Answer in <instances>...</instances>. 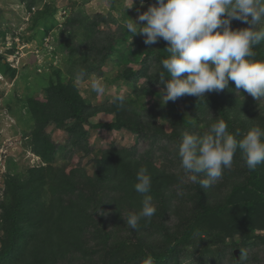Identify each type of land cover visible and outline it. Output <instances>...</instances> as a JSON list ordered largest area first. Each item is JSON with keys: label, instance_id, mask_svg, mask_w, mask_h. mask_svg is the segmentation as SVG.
Wrapping results in <instances>:
<instances>
[{"label": "trees", "instance_id": "1", "mask_svg": "<svg viewBox=\"0 0 264 264\" xmlns=\"http://www.w3.org/2000/svg\"><path fill=\"white\" fill-rule=\"evenodd\" d=\"M43 7L35 11L33 25L53 17L54 10ZM1 36L4 38L5 33ZM113 43L103 49V57H112ZM142 43L137 53L126 51L125 60L131 55L138 59L137 64L143 56L141 69H129V78L135 81L142 77L161 89L160 80L170 79L161 66L169 55L167 44L162 39L150 46ZM262 48V43L255 46L253 59L264 61ZM151 67L156 71L151 72ZM0 73L12 79L16 71L0 60ZM46 91L45 104L34 99L28 102L36 123L30 143L43 165L30 168L25 178L7 174L3 182L0 264H146L149 258L152 264H182L188 258H195L196 264H210L211 260L222 264L228 254L230 264H247L249 247L264 246V234L256 232L264 231V163L250 171L237 150L232 167L225 168L222 178L205 189L187 179L178 156L185 132L202 136L217 120L227 122L230 134L239 130L237 140L249 131L246 122L239 121L240 116L231 114L237 101L227 92L230 89L205 93L204 99L185 95L167 102L178 108L175 113L160 114L158 107H152V121H142L127 103L111 102L92 113L93 107L73 85H52ZM150 95L163 99L161 92ZM178 102L183 105L182 111ZM97 113L109 115L111 120L90 125V118ZM155 113L169 122L168 132L156 123ZM252 119V125L264 120L258 114ZM200 123H206L205 130L198 128ZM50 124L67 134L63 154L68 161L62 166L55 157L60 147L44 133ZM87 125L94 130L145 135L152 146H160L162 155L158 158L166 164L156 165L151 151L139 155L134 147L94 151ZM261 125L264 129V122ZM170 142L175 146L169 150ZM67 147L70 149L66 151ZM93 153L98 156L90 172L80 161L70 164L73 156ZM141 167L152 178L146 194L134 189ZM200 178L205 177L201 174ZM145 195L152 197L156 214L150 221L142 219L139 227L131 230L126 216L141 210Z\"/></svg>", "mask_w": 264, "mask_h": 264}, {"label": "rangeland", "instance_id": "2", "mask_svg": "<svg viewBox=\"0 0 264 264\" xmlns=\"http://www.w3.org/2000/svg\"><path fill=\"white\" fill-rule=\"evenodd\" d=\"M154 4V0H144L141 6L140 0H134L133 7L125 9L124 13V8L130 6L129 0H0V60L16 71L12 79L0 73V201L7 174L25 178L30 168L43 165L36 152L32 151L30 143L36 123L28 102L34 99L36 103L45 104L46 90L50 86L73 85L82 99L93 107L92 113L102 111L104 105H110L117 95L124 97L123 103L132 105L131 110L140 115L142 121L153 120L152 107L155 106L158 107L159 113H175L178 110L167 103L164 104L163 99H155L150 95L160 93L159 86L149 84L142 77L135 81L129 78V69H141L143 56L140 58V64L135 63L138 59L132 58L131 55L129 60L124 58L128 50L137 53V47L143 44L144 39L141 35L131 38L124 27L125 21L128 18L136 20L138 14ZM44 5L54 10L53 17L33 25L32 17L35 11L41 10ZM71 19L74 21L72 25ZM247 27L250 26L238 20H232L230 24L233 30ZM2 32L5 33L4 38L1 36ZM115 40L116 43H113ZM111 43V52L114 54L105 58L102 56L105 51L103 49ZM261 43L264 57V41ZM150 71L155 72L156 67H151ZM78 76L81 77L80 80L77 79ZM96 77L103 78L106 87L103 96H98L91 90L90 82ZM229 84L231 87L227 92L237 101L236 110L231 112L233 117L240 116L239 121L244 120L248 130L255 126L263 129L261 124L264 120H257V123L252 125V118L258 114L264 119V100H255L243 89L236 94L234 82L230 81ZM177 105L182 111L183 105L180 102ZM160 114L155 113V121L164 125L168 132L170 124L162 119ZM110 120L109 115L97 113L88 123L95 125ZM205 124L200 123L198 128L205 130ZM85 129L88 132L90 147L94 151L107 150L112 146L134 147L139 155L151 151L154 156L150 154V157L156 159V165L166 164L163 158H158L162 155V151L158 149L160 146H152L150 139L145 135L139 136L125 130H94L88 125ZM44 133L50 141L60 147L55 154L56 161L60 166L62 163L66 164L68 160L65 159L63 149L67 145V134L52 124L46 127ZM189 134L195 133L191 131ZM171 146H175L174 143H169V150ZM69 149L67 147L66 151ZM97 156L96 154L95 157ZM95 157L94 153L88 156L78 154L71 158L70 164L80 161L90 172L93 169L90 165ZM256 232L264 234V231ZM248 252L247 264H264L263 245L251 246ZM212 261L210 264H216ZM182 264H196V260L188 258ZM222 264H230L229 254Z\"/></svg>", "mask_w": 264, "mask_h": 264}, {"label": "clouds", "instance_id": "3", "mask_svg": "<svg viewBox=\"0 0 264 264\" xmlns=\"http://www.w3.org/2000/svg\"><path fill=\"white\" fill-rule=\"evenodd\" d=\"M143 2L140 0L141 6ZM133 3L129 0L124 13ZM232 20L250 27L233 30ZM260 25H264V0H155L136 20L128 18L124 23L131 38L141 35L145 45L161 39L167 44L165 51L169 55L161 66L170 79L159 82L163 85L160 92L164 104L185 95L204 99L205 93L229 89L230 81L234 82L236 94L243 89L255 100H264V61L253 59V49L264 41V27ZM90 87L98 96L105 94L102 77L93 78ZM123 100L122 95H117L113 103ZM239 135V130L230 134L222 119L211 124L202 136L185 132L178 156L187 179L201 188L213 186L222 178L223 170L232 167L237 150L250 171L264 163V129L255 126L237 140ZM136 180V192L150 191L152 178L146 168L139 169ZM141 203L138 213L126 216L131 230H136L142 219L150 221L156 214L151 196L145 195ZM146 264H152L151 258Z\"/></svg>", "mask_w": 264, "mask_h": 264}]
</instances>
